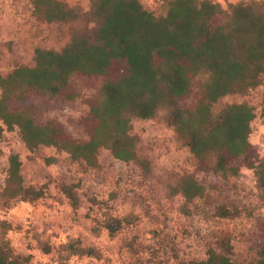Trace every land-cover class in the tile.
<instances>
[{
  "label": "trees",
  "instance_id": "1",
  "mask_svg": "<svg viewBox=\"0 0 264 264\" xmlns=\"http://www.w3.org/2000/svg\"><path fill=\"white\" fill-rule=\"evenodd\" d=\"M30 1L42 21L85 20L93 27L72 32L60 50L36 48L33 64L0 74V140L5 131L18 129L29 151L54 147L83 171L99 168L100 149L106 148L149 175L151 162L139 151L133 123L162 116L191 151L198 170L228 180L239 176L243 167L252 169L264 204V158L250 139L256 107L247 100L223 101L264 85V0H239L226 6L214 0H169L165 14L147 9L142 0H90L86 11L64 0ZM76 76L101 81L96 93L86 99L89 111L81 119L88 139L73 137L62 122L46 115L79 98ZM44 160L57 162L54 156ZM22 165L19 153L11 152L0 185L3 206L16 199L34 203L48 196L51 180L27 185ZM56 186L77 213L80 182L61 180ZM169 193L181 195L184 213L198 199H212L207 185L194 173L170 183ZM90 201L100 208L108 205L94 196ZM213 214L236 218L242 209L228 199L216 204ZM138 219L134 213L109 216L103 225L115 234ZM13 228L9 221H0V264H30L32 255L16 253L12 247L7 235ZM257 228L261 235L249 245L253 257L247 260L236 258L230 233L209 243L205 258L180 260L178 254L176 258L180 264H264V218H257ZM68 247L76 254L100 256L96 249L79 243ZM61 264L68 262L61 260Z\"/></svg>",
  "mask_w": 264,
  "mask_h": 264
},
{
  "label": "rangeland",
  "instance_id": "2",
  "mask_svg": "<svg viewBox=\"0 0 264 264\" xmlns=\"http://www.w3.org/2000/svg\"><path fill=\"white\" fill-rule=\"evenodd\" d=\"M71 7L86 11L90 0H64ZM226 6L239 0H214ZM144 6L156 14H165L169 0H142ZM93 23L76 21L72 24L48 23L33 13L30 0H0V74L16 66L33 64L36 48L60 50L72 32L85 31ZM80 96L67 105H59L46 113L62 122L77 139H88L81 119L88 114L86 99L101 85L99 79L76 76ZM247 100L256 107L251 141L259 156L264 158V85L247 95H229L224 102ZM1 124V121H0ZM133 132L139 138V151L147 157L152 172L144 175L133 162H124L110 150L101 148L99 168L83 171L72 162L66 152L41 146L29 151L18 129L5 131L0 140V185L4 184L11 152L19 153L22 172L27 185L39 186L51 180L48 196L34 203L20 199L7 206L0 203V221L13 225L8 238L16 253L32 255L30 264H180V260L206 257L209 243L225 233L233 235L238 260L253 257L251 245L260 237L257 218H264V204L260 200L254 171L243 167L240 175L228 180L213 173L200 171L188 147L176 138L174 128L162 116L137 119ZM54 156L57 162L47 164L45 157ZM187 173L207 185L211 202L198 199L184 213L181 195H170L169 184ZM80 182L78 188L81 207L74 212L69 199L56 186L57 181ZM97 197L108 205H93L90 197ZM234 200L242 209L236 218H221L213 214L216 204ZM136 214L137 222L124 225L111 234L103 225L106 217ZM251 213V214H250ZM133 242L131 246L129 243ZM92 247L100 256L76 254L69 244ZM50 247V251L44 250ZM177 253H176V252Z\"/></svg>",
  "mask_w": 264,
  "mask_h": 264
}]
</instances>
